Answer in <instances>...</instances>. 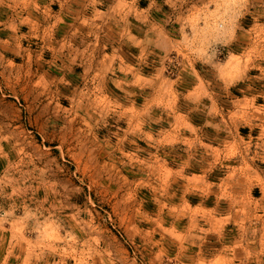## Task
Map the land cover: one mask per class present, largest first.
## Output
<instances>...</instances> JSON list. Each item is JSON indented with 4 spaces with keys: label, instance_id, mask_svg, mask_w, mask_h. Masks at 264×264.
<instances>
[{
    "label": "rangeland",
    "instance_id": "obj_1",
    "mask_svg": "<svg viewBox=\"0 0 264 264\" xmlns=\"http://www.w3.org/2000/svg\"><path fill=\"white\" fill-rule=\"evenodd\" d=\"M0 264H264V0H0Z\"/></svg>",
    "mask_w": 264,
    "mask_h": 264
}]
</instances>
